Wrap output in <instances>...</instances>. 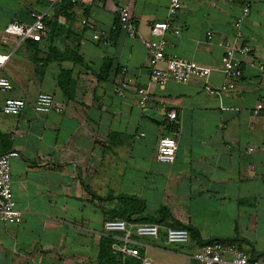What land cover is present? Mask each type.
<instances>
[{
    "label": "crops",
    "instance_id": "0c3cea01",
    "mask_svg": "<svg viewBox=\"0 0 264 264\" xmlns=\"http://www.w3.org/2000/svg\"><path fill=\"white\" fill-rule=\"evenodd\" d=\"M58 2L0 0V36L12 19L30 22L32 12L43 13L46 25L35 46L0 40V53L10 54L0 76L11 84L0 100L27 102L17 115L0 111V153H19L10 167L21 212L15 223L0 222V264H141L114 254L118 235L102 228L121 209L145 217L129 222L160 217L152 222L189 230L184 244L167 243L163 230L138 237L150 264H193L210 239L233 241L264 260V114L253 113L257 101L264 104L257 66H264V0H181L172 19L179 33L165 34V57L211 67V91L196 77L150 82L142 39L151 37V22L167 17L169 0H76L65 11ZM119 5L129 9L135 37L113 28ZM234 39L250 50L236 87L217 92L225 43ZM121 69L133 81L122 96L114 91ZM61 71L73 83L67 93L58 85ZM135 87L148 90L143 109ZM39 92L52 94L63 111L35 112ZM167 135L177 142L172 162L156 158Z\"/></svg>",
    "mask_w": 264,
    "mask_h": 264
},
{
    "label": "built area",
    "instance_id": "2783aa9c",
    "mask_svg": "<svg viewBox=\"0 0 264 264\" xmlns=\"http://www.w3.org/2000/svg\"><path fill=\"white\" fill-rule=\"evenodd\" d=\"M92 1V0H83ZM181 5V0H169L166 9L167 17L164 20L153 21L149 25L150 38L142 39L147 52V65L150 82L163 84L168 80L185 83L192 77L199 78L205 83V89L211 91L209 76L212 68L199 64L195 61L181 57H165V34L171 30L173 33H179L175 28L172 19L177 14ZM116 22L113 28L124 30L128 36H136V26L131 13L126 6L119 5L116 8ZM248 13V8L244 7L241 17L235 22L234 26L239 27L241 20ZM32 20L23 22L18 19L10 20L4 27L0 40L6 43L13 39L15 43L26 40L42 41L46 35V25L44 14L41 12H32ZM240 32H236L239 37ZM210 36V35H209ZM98 38L97 34L93 35ZM236 37V38H237ZM250 47L242 44L238 39L225 43L224 52L221 57V72L224 82L218 88L217 92L233 90L242 74V57L247 55ZM9 53H0V67L4 65L9 57ZM163 61L164 66L158 63ZM264 74V66L257 65ZM125 69H121L122 78L114 86L116 94L122 96L124 91L132 86L133 81L126 74ZM11 84L6 77L0 76V91H8ZM139 95L138 105L143 109L148 99V90L144 87L134 88ZM27 105V102L21 98H4L0 100V111L4 114L17 115ZM32 108L35 112L46 113L51 110L61 113L63 107L58 103L52 94L39 92L33 102ZM262 112L264 114V104L262 100L257 101L253 113ZM168 120L171 122L176 117V112L170 110L167 113ZM142 134V133H141ZM176 139L172 136H161L158 140L156 149V158L163 162H172L175 156ZM19 153L16 150H9L0 153V222L15 223L21 215L16 207L11 187V167L10 159L17 157ZM104 232L111 235H118V241L110 243L111 251L114 254H120L122 258L132 256L140 261L141 264H150L151 259L148 255L140 253L138 249V237H157L160 230L164 231L165 240L169 244H184L190 239L189 230L185 227L163 226L155 222H129L121 217L105 218L102 224ZM193 264H264V260L251 258L233 241H211L204 243L192 256Z\"/></svg>",
    "mask_w": 264,
    "mask_h": 264
},
{
    "label": "trees",
    "instance_id": "16d2710c",
    "mask_svg": "<svg viewBox=\"0 0 264 264\" xmlns=\"http://www.w3.org/2000/svg\"><path fill=\"white\" fill-rule=\"evenodd\" d=\"M74 2H76V0H59L58 4H57V8L59 10H62V11H65L69 8H71L74 4ZM116 22V21H115ZM37 42L36 41H33V45H37L36 44ZM106 76V75H104ZM99 77H102V74L99 75ZM73 83L71 82L70 78H69V75H68V72L66 71H61V74L60 76L58 77V85L59 87L65 92L67 93L69 87L72 85ZM131 212L132 210H129V209H121L119 211H116V214L113 216V217H121V218H124V219H127V220H139V219H144L145 217H137V218H132L131 217ZM146 219H148L149 221H159L161 220V218L159 217H146ZM185 227L184 225L180 224V223H176V226H173V227ZM215 240H218V241H229V240H222V239H210V240H206L204 241V243H209L211 241H215ZM130 264H133V262H130Z\"/></svg>",
    "mask_w": 264,
    "mask_h": 264
}]
</instances>
